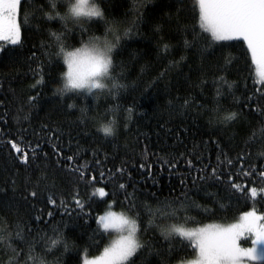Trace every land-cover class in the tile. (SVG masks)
Instances as JSON below:
<instances>
[{
    "label": "trees",
    "instance_id": "trees-1",
    "mask_svg": "<svg viewBox=\"0 0 264 264\" xmlns=\"http://www.w3.org/2000/svg\"><path fill=\"white\" fill-rule=\"evenodd\" d=\"M75 1L22 0L20 42L0 49V264H81L111 239L109 204L137 221L128 264L192 258L166 237L174 225L264 215L231 187L264 188V85L246 43L213 41L196 0H92L103 18L72 16ZM107 37L105 87L65 88V54Z\"/></svg>",
    "mask_w": 264,
    "mask_h": 264
},
{
    "label": "snow or ice",
    "instance_id": "snow-or-ice-1",
    "mask_svg": "<svg viewBox=\"0 0 264 264\" xmlns=\"http://www.w3.org/2000/svg\"><path fill=\"white\" fill-rule=\"evenodd\" d=\"M21 3L22 0H0V40H8L12 44L20 42ZM196 3L199 26L204 32L210 33L213 41L239 40L246 43L257 67L258 83L264 85V0H196ZM70 11L74 17L103 18L101 9L96 3L90 4L89 0H76ZM127 34L126 32L125 35ZM113 47L108 46L102 51L94 46H85L75 52L66 53L64 60L68 71L65 88L86 89L89 92L103 88L104 85L98 78L109 74L112 59L108 53ZM234 118L235 113L226 117L227 120ZM102 131L111 135L113 128L105 126ZM12 147L21 151L16 144ZM27 159L25 154L24 161L27 162ZM260 175L264 177V173ZM231 187L248 192L253 200L258 196L264 199V188L258 192L256 187H251L250 191L247 188L241 189L237 184H232ZM99 194L105 195L102 189ZM31 195L35 196L36 193ZM76 202L80 204V201ZM99 224L105 231L115 230L119 234L118 239L105 247L100 257L86 261L85 264H128L143 247L137 235L136 219L109 211L99 217ZM165 235H175L191 242L198 254L189 264H243L245 259L264 260V215H258L255 210L245 213L238 223L228 226L208 225L192 229L174 225ZM246 235L254 236L251 241L253 246L250 248L240 245V240L246 238ZM2 240L3 236H0V241Z\"/></svg>",
    "mask_w": 264,
    "mask_h": 264
},
{
    "label": "rangeland",
    "instance_id": "rangeland-1",
    "mask_svg": "<svg viewBox=\"0 0 264 264\" xmlns=\"http://www.w3.org/2000/svg\"><path fill=\"white\" fill-rule=\"evenodd\" d=\"M75 3H76V1H75ZM75 3H74V4H75ZM89 3H90V4L93 3L92 0H89ZM3 43H10V41H8V40H0V49H1V46H2ZM93 46L103 51V50L106 49V47H108V46H112V42H110V39L107 37V38H103V39H97V40H95V41H93V42H91L90 44L87 45V47H89V48H91V47H93ZM70 52H75V51H70ZM67 53H68V52H67ZM108 55H110V53H108ZM64 62H65V60H64ZM254 65H255V76H256V79H257V81H258L257 67H256V64H255V63H254ZM65 66H66V68H65V78H66V73H67V71H68V68H67V64H66V63H65ZM98 79H99V82L102 83V84L104 85V82L106 81V76H104V77H100V78H98ZM66 80H67V78H66ZM104 87H105V85H104ZM104 87H103V88H104ZM93 90H99V89H93ZM85 91H86V89H85ZM86 92H87V91H86ZM100 189H102V188H98V190H97V194H98L99 197H103V196H101V195L99 194V190H100ZM102 190H103V189H102ZM103 191H104V190H103ZM109 211L114 212V213H116L117 215H125V216H127V217H129V218H131V219H134L130 214L125 213V212H122V211H119V210H116V209H114L110 204H109V205L103 210V212H101V214L99 215V217H100V216H103V215H106ZM249 211H253V210H248V211L242 213L237 219H235L234 221H232V222H230V223H209V224L201 225V226H198V227H186V228H192V229H195V228L206 227V226H208V225H221V226H228V225H231V224L238 223V222L240 221V217L243 216L245 213H247V212H249ZM256 213H257V212H256ZM257 214L259 215V213H257ZM258 223H259V222H258ZM107 232H109V233L111 234V239H110V241L108 242V244L105 245V247L110 246V244H111L114 240L118 239V236H119V234H118L115 230H108ZM249 237H253L252 239H254V236H247V235H246V238H242V239H247V238H249ZM242 239H241V240H242ZM251 244H252V243L250 242V244H245V245L240 244V245H242L241 247H243V248H250V247L253 246V245H251ZM105 247H104V248H105ZM104 248H103V250H104ZM103 250H102L99 254H97V255H95V256H92V257L85 256V257L83 258L81 264H85L86 261H91V260H94V259L100 257V256L102 255V253H103ZM197 254H198V253H197V251H196L195 255H194L192 258H189V259L183 260V261L179 262L178 264H189L190 261L196 259ZM243 264H264V260H250V259H245L244 262H243Z\"/></svg>",
    "mask_w": 264,
    "mask_h": 264
},
{
    "label": "bare ground",
    "instance_id": "bare-ground-1",
    "mask_svg": "<svg viewBox=\"0 0 264 264\" xmlns=\"http://www.w3.org/2000/svg\"><path fill=\"white\" fill-rule=\"evenodd\" d=\"M243 212V211H242ZM242 243V242H241ZM252 245V244H251ZM242 246V245H241Z\"/></svg>",
    "mask_w": 264,
    "mask_h": 264
}]
</instances>
